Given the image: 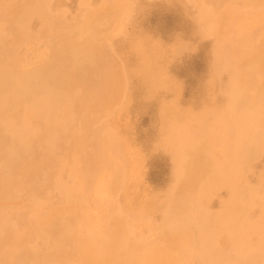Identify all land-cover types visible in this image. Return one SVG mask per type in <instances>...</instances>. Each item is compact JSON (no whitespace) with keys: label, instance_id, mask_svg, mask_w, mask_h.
<instances>
[{"label":"rangeland","instance_id":"rangeland-1","mask_svg":"<svg viewBox=\"0 0 264 264\" xmlns=\"http://www.w3.org/2000/svg\"><path fill=\"white\" fill-rule=\"evenodd\" d=\"M0 36V71L19 77L4 88L0 125L28 115L38 133L20 146L0 126V264H81L102 250L119 263L145 248L153 264H264V0H0ZM7 143L22 152L13 164Z\"/></svg>","mask_w":264,"mask_h":264},{"label":"bare ground","instance_id":"bare-ground-1","mask_svg":"<svg viewBox=\"0 0 264 264\" xmlns=\"http://www.w3.org/2000/svg\"><path fill=\"white\" fill-rule=\"evenodd\" d=\"M120 1H121V0H120ZM113 2H114V1H113ZM113 2H112V3H113ZM43 3H44V2H43ZM103 3H104V2H103ZM112 3H111V4H112ZM124 3H125V2H124ZM116 4H117V3H116ZM116 4H115V5H116ZM108 6H109V5H108ZM124 6H125V5H124ZM117 7H118V6H117ZM117 7H116V8H117ZM205 8H206V7H205ZM104 9H105V8H104ZM206 9H207V8H206ZM249 9H250V8H249ZM106 11H107V10H106ZM229 11H230V10H229ZM26 12H27V11H26ZM26 12H25V13H26ZM28 12H30V10H29ZM34 12H35V11H34ZM123 12H124V11H123ZM36 13H37V12H36ZM208 13H209V12H208ZM230 13H231V12H230ZM237 13H238V12H237ZM241 13H242V12H241ZM98 14H99V13H98ZM209 14H210V13H209ZM231 14H232V13H231ZM235 14H236V13H235ZM239 14H240V13H239ZM33 15H34V13H33ZM38 15H39V14H38ZM102 15H103V13L101 14V16H102ZM105 15H106V14H105ZM210 15H211V14H210ZM242 15H243V14H242ZM34 16H35V15H34ZM233 16H234V14H232V17H233ZM237 16H238V15H237ZM20 17H21V16H20ZM30 17H31V16H30ZM245 17H246V16H245ZM245 17H244V18H245ZM98 18H99V17H98ZM235 18H236V17H235ZM242 18H243V17H242ZM242 18H239V19H238L239 22H240V21L243 22V20H240V19H242ZM42 19H43V18H42ZM95 19H96V18H95ZM231 19H232V18H231ZM236 19H237V18H236ZM47 20H48V19H47ZM233 20H234V18H233ZM92 21H94V20H92ZM95 21H96V20H95ZM117 21H118V20H117ZM229 21H230V20H229ZM234 21H235V20H234ZM242 22H240V23L242 24ZM118 23H119V22H118ZM231 23H232V22H231ZM237 24H238V23H237ZM242 25H243V24H242ZM2 26H3V25H2ZM239 26H240V25H239ZM93 27H94V26H93ZM25 32H26V31H25ZM18 33H19V32H18ZM45 34H46V33H45ZM27 35H28V32H27ZM0 37H1V36H0ZM92 37H93V35H92ZM21 38H22V37H21ZM24 38H25V37H24ZM216 39H217V38H216ZM218 39H219V38H218ZM218 39H217V41H218ZM223 39H225V38H223ZM22 40H24V39H22ZM219 40H220V39H219ZM88 41H89V40H88ZM25 42H26V41H25ZM235 43H236V42H234V45H235ZM237 43H238V42H237ZM237 43H236V44H237ZM83 44H84V43H83ZM18 45H19V44H18ZM216 45H217V44H216ZM220 45H221V41H220ZM239 45H241V43H240V44H237V46H239ZM58 46H59V45H58ZM230 46H231V45H230ZM248 46H250V45H248ZM230 48H231V47H230ZM239 48H240V47H239ZM8 49H9V48H8ZM233 49H234V48H233ZM5 50H6V49H5ZM250 50H251V49H250ZM242 51H243V50H242ZM7 52H10V51H7V50H6V53H7ZM220 52H221V50H220ZM245 52H246V51H245ZM249 52H250V51H249ZM251 52H252V51H251ZM14 53H15V52L13 51L12 56L14 55ZM221 53H222V52H221ZM224 53H225V52H224ZM231 53H233V52H231ZM2 54H3V53H2ZM250 54H251V53H250ZM250 54H249V55H250ZM3 55H4V54H3ZM225 55H226V54H225ZM230 55H231V54H230ZM15 56H16V55H15ZM219 56H220V55H219ZM223 56H224V54H223ZM3 57H4V56H3ZM18 57H19V56H18ZM238 57H239V56H238ZM13 58H14V57H13ZM13 58H12V59H13ZM220 58H221V57H220ZM258 58H259V57H258ZM9 59H10V58H9ZM16 59H17V58H16ZM226 59H227V58H226ZM230 59L232 60V58H230ZM19 60H20V59H19ZM19 60H18V61H19ZM221 60H223V57H222ZM231 60H230V61H231ZM20 61H21V60H20ZM220 62H221V61H220ZM223 62H224V61H222V63H223ZM226 62H227V61H226ZM226 62H225V63H226ZM2 63H3V62H2ZM7 63H8V62H7ZM14 63H15V62H14ZM222 63H221V64H222ZM228 63H229V62H228ZM230 63H233V62H230ZM21 64H22V62H21ZM21 64H20V65H21ZM233 64H234V63H233ZM235 64H236V63H235ZM0 65H1V64H0ZM24 65H25V64H24ZM8 66H9V65H8ZM8 66H7V68H8ZM231 66L233 67V65H231ZM4 67H5V66H4ZM35 67H36V66H35ZM234 67L236 68V66H234ZM244 67H245V66H244ZM5 68H6V67H5ZM5 68H4V69H5ZM21 68H22V67H21ZM226 68H227V66H226ZM235 68H234V71H235ZM247 68H248V67H247ZM247 68H246V69H247ZM229 69H230V68H229ZM256 69H257V68H256ZM263 69H264V68H263ZM12 70H13V69H12ZM37 70H38V69H37ZM230 70H231V69H230ZM247 70H248V69H247ZM27 71H28V70H27ZM30 71H31V70H30ZM30 71H29V72H30ZM38 71H39V70H38ZM38 71H37V72H38ZM34 72H35V71H34ZM229 72H230V71H229ZM262 72H264V71H262ZM9 73H10V72H9ZM235 73H236V71H235ZM238 73H239V72H238ZM238 73H237V74H238ZM237 74H236V75H237ZM232 75L234 76L235 74H232ZM236 75H235L234 78H233V76H231L232 79L230 78V83H229V85H228V86H229L228 95L230 96V100H231L230 104H232V105H231L232 107H231L230 105H227V106H228V108H232V110L234 109V108H233V103L235 104V102H236V100H237L236 97H238L239 93L242 92V91L239 92V91L237 90V87H238V86H237V80H236V78H238V77H236ZM262 75H263V74H262ZM14 76H15V75H13V74L5 75V74H3V73L0 71V99L2 98V96H4L5 94H7V93H4V90H5L4 88H5V86H6L7 84H10V83H9L10 81H13V80H14V82L16 81V83L19 82V81H18V78H19V77L17 76L18 78H16V77H14ZM251 76H252V75H251ZM260 76H261V75H260ZM25 78H26V75H25ZM256 78H257V76H256ZM258 78H259V77H258ZM45 80H46V79H45ZM258 81H259V80H258ZM260 82H261V80H260ZM262 82H263V81H262ZM32 83H33V82H32ZM33 84H34V83H33ZM243 84H244V83H243ZM248 85H249V84H248ZM253 85L255 86V84H253ZM262 86H263V85H262ZM242 87H243V86H242ZM263 87H264V86H263ZM245 88H246V87H245ZM252 88H253V87H252ZM258 88H259V87H258ZM11 89H12V88H11ZM256 89H257V88H256ZM256 89H255V90H256ZM24 90H25V88H24ZM263 90H264V89H263ZM248 91H250V90H248ZM7 92H8V91H7ZM224 94H225V93H224ZM10 95H11V94H10ZM44 95H45V94H44ZM244 95H245V93H244ZM261 95H263V94L261 93ZM249 96H250V95H249ZM251 96H252V95H251ZM22 97H23V95H22ZM44 97H45V96H44ZM44 97H39V99H41V100H40V101L37 100V102L35 103V105H33V106H35V109H34V107L31 108V111H33L32 109H34V110L37 111V115H38L37 118H38L40 115L44 117V114H43V113H44L45 111H48L49 108H50V103L46 100V99H48V97H45V98H44ZM36 98H37V97H36ZM36 98H35V99H36ZM42 98H43V99H42ZM238 98H239V97H238ZM248 98H249V97H248ZM251 98H252V97H251ZM9 99H10V98H9ZM20 99H21V98H20ZM37 99H38V98H37ZM230 100H229V101H230ZM33 101H34V100H33ZM229 101H228V102H229ZM255 101H256V100H255ZM21 102H22V101H21ZM249 102H253V100H251V101H249ZM249 102H248V103H249ZM29 103H31V102L29 101ZM255 103H257V102H255ZM1 104H3V103L1 102ZM1 104H0V107H1ZM33 104H34V103H33ZM65 105H66V103H65ZM263 106H264V105H263ZM30 107H31V106H30ZM223 107H224V106H223ZM258 107H259V106H258ZM28 108H29V106H28ZM59 108H60V107H59ZM67 108H68V107H67ZM7 109H8V108H7ZM25 109H26V108H25ZM60 109H62V108H60ZM21 110H22V109H21ZM64 110H65V109H64ZM64 110H63V111H64ZM229 110H230V109H229ZM243 110H244V109H243ZM27 111H28V110H27ZM246 111H247V110H246ZM3 112H4V111H3ZM21 112L23 113V111H21ZM25 112H26V111H25ZM29 112H30V111H29ZM240 112H241V111H240ZM45 113H46V112H45ZM233 113H234V111H233ZM253 113H254V112H253ZM256 113H257V112H256ZM29 114L32 115L33 113H29ZM35 114H36V113H35ZM239 114H240V113H239ZM259 114H260V112H259ZM263 115H264V114H263ZM65 116H66V115H65ZM258 116H259V115H258ZM1 117H2V116H1ZM18 117H19V116H18ZM24 117H25V115H24ZM26 117L28 118V115H26ZM26 117L23 118V119L21 120V123H20V124L18 123L19 125L13 124L12 122H9V121H8V122H3V123L1 124L2 126L0 125V126L2 127V129H4V130L6 129V130L8 131V132L5 131L6 133H8V135L11 134L12 139H13L12 141L17 140V141L19 142V145H20L21 143H22V144L25 143L24 140L28 138V133H29V130H30V129H28V127L30 126V125L28 126V123H29L31 120L28 122L29 119H27ZM34 117H35V116H34ZM43 117H42V118H43ZM245 117H246V119H247V116H245ZM62 118H63V117H62ZM66 118H67V117H66ZM240 118H241V116H240ZM5 119H6V118H5ZM20 119H21V117H20ZM38 119H39V118H38ZM40 119H41V118H40ZM59 119H60V118H59ZM2 120L4 121V119H2ZM43 120H44V119H43ZM43 120H41V121H43ZM50 120H51V119H50ZM50 120H49V121H50ZM248 121H251V119H249ZM252 121H253V120H252ZM261 121H262V120H261ZM1 122H2V121H1ZM36 122H37V121H36ZM36 122H35V123H36ZM53 122H54V121H53ZM241 122H242V121H241ZM45 123H46V122H45ZM248 123H249V122H248ZM244 124H245V123H244ZM244 124H243V125H244ZM250 124H251V123H250ZM252 124H253V125H256V124L253 123V122H252ZM15 125H16V126H15ZM60 125H62V121H60ZM239 125H240V124H239ZM262 125L264 126V122H263ZM45 126H46V125H45ZM245 126H246V125H245ZM1 127H0V129H1ZM31 127H33V126H30V128H31ZM39 127H40V126H39ZM43 127H44V126H43ZM56 127H57V126H56ZM220 127H221V126H220ZM246 127H247V126H246ZM34 128H35V126H34ZM45 128H47V127H45ZM248 128H250V127L248 126ZM251 128H252V126H251ZM48 129L50 130V133L52 132L53 137H52V135H50V134H49L50 136H48V133H47V132H48L49 130H48L47 132H46L45 130H43V131H44L45 134H47L48 139L50 138V139H52V141H54L55 134L53 133L54 131H52V130H53V129L55 130V128L52 129V127H51L52 130H51L50 128H48ZM254 129H255V128H254ZM4 130H2V132H3ZM38 130H39V129H38ZM46 130H47V129H46ZM60 130H62V129H60ZM257 130H259V129H257ZM30 131H31V130H30ZM35 131H36V128H35ZM35 131H34V135H37L38 133L35 134ZM236 131H237V130H236ZM238 131H239V130H238ZM0 132H1V131H0ZM38 132H39V131H38ZM59 132H62V131H59ZM211 132H212V131H211ZM254 132H255V131H254ZM254 132H253V133H254ZM257 132L259 133L260 131H257ZM44 133H43V134H44ZM1 134H3V133H0V135H1ZM31 134H32V133H29V135H31ZM40 134L42 135V131H41ZM57 134H58V133H57ZM239 134H240V133H239ZM261 134L264 135L263 133H261ZM261 134H260V135H261ZM32 135H33V134H32ZM32 135H31V138H32ZM34 135H33V136H34ZM58 135H59V134H58ZM253 135H254V134H253ZM6 136H7V135H6ZM6 136H5V138H6ZM43 136H46V135H43ZM258 136H259V135H258ZM2 137H4V136H2ZM9 137H10V136H9ZM29 137H30V136H29ZM39 137H40V136H39ZM247 137H248V136H247ZM31 138H30V141H31ZM42 138H44V137H42ZM42 138H41V140H42ZM57 138H58V136H57ZM257 138H258V137H257ZM261 138L263 139V136H262ZM261 138H260V139H261ZM37 139H39V138H37ZM1 140H2L1 143L3 144V140H4V138H3V139L1 138ZM1 140H0V141H1ZM28 140H29V139H28ZM28 140H26V141H28ZM32 140H33V139H32ZM35 140H36V137H35ZM56 140H57V139H56ZM164 140H165V139H164ZM252 140H253V139H252ZM39 141H40V140H39ZM39 141H38V142H39ZM239 141H240V140H239ZM256 141H258V140H256ZM8 142H10V141H9V138H8ZM261 142H262V141H261ZM261 142L259 141V143H261ZM16 143H17V142H16ZM16 143H15V144H16ZM26 143H27V145H28V144L31 143V142L28 141V142H26ZM26 143H25V144H26ZM52 143H53V142H52ZM52 143H51V141H50V144H51V145H52ZM244 143H245V142H244ZM247 143H248V142H247ZM259 143H258V144H259ZM262 143H263V142H262ZM2 144H0V145H2ZM11 144H12V143H11ZM11 144L7 143V145H5V149H4L3 146H2V149H4V151H8V150H6V148H7L8 145H11ZM15 144H13V145H15ZM25 144H23V145H25ZM239 144H240V143H239ZM3 145H4V144H3ZM16 145L18 146V143H17ZM191 145H192V144H191ZM242 145H243V144H242ZM249 145H250V144H249ZM20 146H21V145H20ZM52 146H53V145H52ZM240 146H241V145H240ZM12 147H13V146H11V149L14 150ZM18 147H19V146H18ZM22 147H25V146H22ZM22 147H19V148L21 149ZM27 147H28V146H27ZM27 147H26V148H27ZM33 147H34V146H33ZM165 147H166V146H165ZM190 147H191V146H190ZM194 147H195V146H194ZM197 147H198V146H197ZM259 147H260V145H259ZM261 147H262V146H261ZM0 148H1V147H0ZM9 148H10V146H8L7 149H9ZM14 148H17V147L14 146ZM19 148H18V149H19ZM26 148H25V149H26ZM50 148H51V147H50ZM219 148H220V147H219ZM11 149H9V150H10L12 156H10V152H9V157H12L13 159L11 158L12 161H11V160H9V161H11V163H12L13 160H14V162H15V159H14L15 157H13V155H15V154H13L14 152L11 151ZM18 149H15V151L17 150V151L15 152V153H17V154L15 155L16 157H17V155H18ZM20 149H19V153L22 151V149H21V151H20ZM28 149H29V147H28ZM195 149H196V147H195ZM236 149H237V148H236ZM236 149H234V150H236ZM244 149H245V148H244ZM26 150H27V149H26ZM26 150L23 149V153H29V152H26ZM29 150L31 151V149H29ZM29 150H28V151H29ZM48 150H49V149H48ZM111 150H113V149H111ZM24 151H25V152H24ZM105 151H106V150H105ZM114 151H115V150H114ZM114 151H113V153H114ZM186 151H187V150H186ZM192 151H193V150H192ZM12 152H13V153H12ZM102 152H104V151H102ZM231 152H233L232 154L235 155V152H234L233 150H232ZM1 153H2V151H1ZM7 153H8V152H5V154H7ZM104 153H105V152H104ZM104 153H103V154H104ZM242 153H243V152H242ZM242 153H240V154H242ZM2 154H3V153H2ZM5 154H4V155H5ZM21 154H22V152H21ZM21 154H19V155L21 156ZM103 154H102V155H103ZM122 154H123V153H122ZM238 154H239V153H238ZM244 154H245V153H244ZM244 154H243V155H244ZM250 155H251V154H250ZM253 155H254V154H253ZM5 156H6V155H5ZM5 156H4L3 162L6 161V158H8V156H6V158H5ZM109 156H110V154L108 155V158H107V156H106V158H107L108 160L111 159ZM239 156H240V155H239ZM239 156L236 155L235 157H238V160H239V158L241 159L242 155H241V157H239ZM255 156H257V154H256ZM255 156H254V157H255ZM103 158H105V157H103ZM118 158H119V157H118ZM198 158H199V157H198ZM8 159H10V158H8ZM8 159H7V160H8ZM17 159H19V156H18ZM101 159H102V158H101ZM113 159H114V158H113ZM116 159H117V158H116ZM182 159H183V158H182ZM182 159H181V160H182ZM185 159H186V158H185ZM213 159H214V158H213ZM231 159H232V158H231ZM65 160H66V159H65ZM111 160H112V159H111ZM72 161H73V160H72ZM105 161H106V159H105ZM183 161L186 162V160H184V159H183ZM187 161H188V160H187ZM228 161H229V160H228ZM232 161L235 162L236 160L234 159V160H232ZM247 161H248V160H247ZM63 162H64V161H63ZM73 162H74V161H73ZM106 162H107V161H106ZM234 162H233V163H234ZM237 162H238V161H237ZM7 163H9V162H7ZM238 163H239V162H238ZM12 164H13V163H12ZM62 164H63V163H62ZM108 164H109V162H108ZM108 164H107V165H108ZM240 164H241V163H240ZM244 164H245V163H244ZM7 165H8V164H7ZM9 165H10V167H11V164H10V163H9ZM115 165H116V164H115ZM175 165H176V164H175ZM72 166H73V165H72ZM78 166H79V165H78ZM103 166L106 167V164L103 165ZM235 166H237V165L235 164ZM8 167H9V166H8ZM8 167L6 166V168H8ZM10 167H9L8 169H10ZM99 167L101 168L100 165H99ZM122 167H123V166H122ZM172 167H173V166H172ZM239 167H240V166H239ZM239 167H238V168H239ZM108 168H109V167H108ZM108 168H107V169H108ZM110 168H111V167H110ZM112 168H113V167H112ZM232 168H233V167H232ZM236 168H237V167H236ZM238 168H237V169H238ZM57 169H58V168H57ZM101 169H102V168H101ZM105 169H106V168H105ZM175 169H176V168H175ZM219 169H220V168H219ZM62 170H63V169H62ZM118 170H119V169H118ZM181 170H182V169H181ZM234 170H235V169H234ZM241 170H242V168H240V171H241ZM99 171H100V169H99ZM112 171H113V170H112ZM114 171H115V168H114ZM123 171H124V170H123ZM123 171H122V174L124 173ZM232 171H233V170H232ZM58 172H59V171H58ZM117 172H118V171H117ZM119 172H120V171H119ZM176 172H177V171H176ZM192 172H193V171H192ZM246 172H247V171H246ZM178 173H179V172H178ZM183 173H184V171H183ZM185 173H186V172H185ZM188 173H189V172H188ZM82 174H83V173H82ZM99 174H100V173H99ZM122 174L118 173L117 176H116V179H119V175H122ZM179 174H180V173H179ZM193 174L195 175V173H193ZM234 174H235V173H234ZM56 175H57V174H56ZM56 175H55V176H56ZM96 175H98V173H97ZM82 176H83V175H82ZM122 176H123V175H122ZM187 176H188V175H187ZM195 176H196V175H195ZM218 176H219V175H218ZM56 177H57V176H56ZM108 177H109V176H108ZM175 177H176V176H175ZM190 177H191V176H189V178H190ZM233 177H234V176H233ZM59 178H60V177H59ZM99 178H100V176H99ZM110 178H111V177H110ZM121 178H124V177H121ZM121 178H120V180H121ZM187 178H188V177H187ZM71 179H72V178H71ZM82 179H83V178H82ZM104 179H105V178H104ZM178 179H179V178H178ZM191 179H192V178H191ZM234 179H236V176H235ZM96 180H98V178H97ZM72 181H73V180H72ZM115 181H116V180H115ZM115 181H114V182H115ZM177 181H178V180H177ZM237 181H238V180H237ZM97 182H98V181H97ZM99 182H100V181H99ZM110 182H111V180H110ZM120 182H121V181H120ZM122 182H123V179H122ZM3 183H4V181H3ZM91 183H92V182H91ZM100 183H101V182H100ZM108 183H109V182H108ZM191 183H192V182H191ZM238 183H239V182H238ZM64 184H65V183H64ZM106 184H107V183H106ZM106 184H105V185H106ZM110 184H111V183H110ZM114 184H115V183H114ZM119 184H120V183H119ZM192 184H193V183H192ZM241 184H242V182H241ZM241 184H240V185H241ZM59 185H60V183H59ZM84 185H85V184H84ZM94 185H95V183H94ZM96 185H97V184H96ZM189 185L191 186L190 183H189ZM74 186H75V185H73V187H74ZM87 186H88V185H87ZM92 186H93V185H92ZM241 186H242V185H241ZM100 187H101V184H100ZM106 187H107V186H106ZM191 187H192V186H191ZM198 187H199V186H198ZM71 188H72V187H71ZM189 188H190V187H189ZM244 188H245V187H244ZM246 188H248V187H246ZM97 189H98V185H97ZM101 189H102V188H101ZM110 189H111V188H110ZM117 189H118V188H117ZM185 189H186V187H185ZM198 189H199V188H198ZM187 190H188V188H187ZM190 190H191V189H190ZM192 190H193V188H192ZM245 190H246V189H245ZM46 191H47V190H46ZM105 191H107L106 188H105ZM108 191H109V190H108ZM229 191H230V190H229ZM250 191H251V190H250ZM250 191H248V192H250ZM66 192H67V191H66ZM70 192H71V191H70ZM70 192H69V193H70ZM199 192H200V191H199ZM107 193H108V192H107ZM230 193H231V192H230ZM65 194H66V193H65ZM186 194H187V193H186ZM199 194H200V193H199ZM250 194L252 195V193H250ZM196 195H197V194H196ZM247 195H248V194H247ZM112 196H113V195H112ZM181 196H182V195H181ZM183 196H184V195H183ZM232 196H233V195H232ZM248 196H249V195H248ZM248 196H247V197H248ZM71 197H72V196H71ZM71 197H70V198H71ZM34 199H35V201H36V198H34ZM258 199H259V198H258ZM32 200H33V199H32ZM245 200H246V199H245ZM245 200H244V202H245ZM259 200H260V199H259ZM35 201H34V202H35ZM182 201H184V200L182 199ZM185 201H186V200H185ZM234 201H235V200H234ZM248 201H249V200H247V202H246V203H249V206H247V208H248V207H251V204H252V203L250 204V202H248ZM257 201H258V200H257ZM251 202H252V201H251ZM254 202H255V200H254ZM254 202H253V203H254ZM37 203H38V201H37ZM168 203H170V201H169ZM191 203H192V202H190V204H191ZM262 203H264V202H262ZM190 204H189V205H190ZM244 204H245V203H244ZM244 204H242V205H243L244 207H246ZM255 204H256V203H254L253 206H254ZM34 205H36V204L34 203ZM246 205H248V204H246ZM261 205L263 206V204H260V207H262ZM232 206H233V205H232ZM240 206H241V205H240ZM32 207H33V206H32ZM36 207H37V206H36ZM68 207H69V206H68ZM165 207H166V206H165ZM168 207L170 208V204H169ZM174 207H175V206H174ZM33 208H34V207H33ZM169 208H168V209H169ZM182 208H183V207H182ZM194 208H195V207H194ZM225 208H226V206H225ZM38 209H39V208H38ZM118 209H119V208H118ZM170 209H172V208H170ZM198 209H199V208H198ZM226 209H228V208H226ZM243 209H244V213H243V214H246L247 211H245V208H243ZM243 209H242V210H243ZM250 209H251V208H250ZM250 209L248 208V209H246V210H250ZM70 210H71V209H70ZM70 210H69V211H70ZM185 210H186V209H185ZM187 210L190 211L189 209H187ZM230 210H231V209H230ZM240 210H241V208H240ZM242 210H241V212H243ZM262 210L264 211V206H263V209L261 208V212H262ZM58 211H59V210H58ZM60 211H61V210H60ZM60 211H59V212H60ZM191 211H192V210H191ZM199 211H200V210H199ZM233 211H234V210H233ZM112 212H113V211H112ZM118 212H119V211H118ZM200 212H201V211H200ZM224 212H225V209H224ZM228 212H229V211H228ZM234 212H235V211H234ZM259 212H260V211H259ZM30 213H31V212H30ZM60 213H62V212H60ZM69 213H70V212H69ZM72 213H73V212H71V214H72ZM119 213H120V212H119ZM163 213H164V212H163ZM186 213H187V212H186ZM186 213H185V215H186ZM192 213H194V212H192ZM201 213L204 214L203 212H201ZM236 213H237V215H239L238 212H236ZM28 214H29V213H28ZM32 214H34V213H32ZM57 214H59V213H55L56 216H58ZM166 214H167V213H166ZM166 214H165V215H166ZM168 214H169V212H168ZM180 214H181V213H180ZM180 214H179V215H180ZM183 214H184V213H183ZM187 214H188V213H187ZM195 214H197V213H195ZM206 214H207V213H205L204 215H206ZM240 214H241V217H242V213H240ZM259 214H260V213H259ZM34 215H35V214H34ZM51 215H52V214H51ZM68 215H69V214H68ZM74 215H75V213H74ZM188 215H189V214H188ZM190 215H192V214H190ZM190 215H189V216H190ZM197 215H199V214H197ZM208 215H210V214H208ZM231 215L234 216V214H231ZM70 216H71V215H70ZM70 216H69V217H70ZM75 216H77V215H75ZM107 216H108V215H107ZM167 216H168V215H167ZM183 216H184V215H183ZM206 216H207V215H206ZM246 216L249 217L250 215L247 214ZM259 216H260V215H259ZM32 217H33V216H32ZM48 217H49V216H48ZM69 217H68V218H69ZM77 217H78V216H77ZM178 217H179V216H177V218H178ZM190 217H191V216H190ZM199 217H200V216H198L197 218H199ZM53 218H54V217H53ZM53 218H52V219H53ZM58 218H59V217H58ZM65 218H66V217H65ZM71 218H72V217H71ZM71 218H69V220H70ZM73 218H74V216H73ZM80 218H81V217H80ZM80 218H79V219H80ZM105 218H106V217H105ZM177 218H176L175 220H177ZM186 218H187V217H186ZM195 218H196V217H194V219H195ZM197 218H196V220H197ZM77 219H78V218H77ZM188 219H189V218H188ZM192 219H193V218H192ZM194 219H193V220H194ZM213 219H214V218H213ZM227 219L229 220V218H227ZM246 219H247V218H246ZM249 219H250V218H249ZM249 219H248V221H249ZM252 219H254V217H253ZM48 220L51 221L49 218H48ZM105 220H106V219H105ZM133 220H134V219H133ZM167 220H168V219H167ZM175 220H174V221H175ZM196 220H194V221H196ZM222 220H223V219H222ZM222 220H221V221H222ZM240 220H241V219H240ZM250 220H251V219H250ZM257 220H258V218H257ZM11 221H12V220H11ZM83 221H84V220H83ZM171 221H173V219H172ZM174 221H173V222H174ZM180 221H181V220H180ZM191 221H192V220H191ZM200 221H202V219H201ZM221 221H218V222H221ZM243 221L246 222L244 218H243ZM248 221H247V225L249 226L250 224H248ZM251 221H252V220H251ZM254 221H256V220H254ZM259 221H260V220H259ZM261 221H262V220H261ZM12 222H13V221H12ZM46 222H47V221H46ZM74 222H76V221H74ZM78 222H80V221H78ZM176 222H177V221H175V225H177ZM206 222H207V221H206ZM228 222H229V221H228ZM230 222H231V219H230ZM238 222H239V221H238ZM256 222H257V221H256ZM263 222H264V219H263L262 223H263ZM64 223H65V222H64ZM72 223H73V222H72ZM137 223H138V222H137ZM139 223H140V220H139ZM179 223H180V222H179ZM199 223H200V222H199ZM221 223H222V222H221ZM259 223H261V222H259ZM47 224H48V222H47ZM76 224H77V222H76ZM173 224H174V223H173ZM173 224L170 225V222H169L168 225L172 226ZM213 224H214V222H213ZM257 224H258V222H257ZM263 224H264V223H263ZM68 225H69V224H68ZM79 225H80V224H79ZM89 225H90V224H89ZM89 225H88V226H89ZM162 225H163V224H162ZM192 225H193V222H192ZM198 225H199V224H198ZM208 225H209V224H208ZM227 225H228V223H227ZM245 225H246V224H245ZM260 225H261V224H260ZM70 226H71V225H70ZM76 226H77V225H76ZM86 226H87V224H86ZM116 226H117V225H116ZM119 226H120V225H119ZM178 226H179V225H178ZM181 226L183 227V225H181ZM184 226H185V225H184ZM201 226H202V225H201ZM201 226H200V227H201ZM215 226H216V225H215ZM229 226H230V225H229ZM229 226H228V228H229ZM261 226H264V225H261ZM63 227H64V226H63ZM117 227H118V226H117ZM123 227H124V226H123ZM129 227H131V226H129ZM166 227H167V226H166ZM176 227H177V226H176ZM219 227H220V226H219ZM66 228H67V227H66ZM83 228H84V227H83ZM134 228H135V227H134ZM160 228H161V227H160ZM167 228H168V227H167ZM172 228L176 229L175 227H172ZM206 228H207V227H206ZM210 228H211V226H210ZM222 228H223V227H222ZM225 228H226V227H225ZM230 228H231V227H230ZM254 228H256V227H254ZM257 228H258V227H257ZM259 228H260V227H259ZM259 228H258V229H259ZM86 229H87V228H86ZM89 229H90V227H89ZM132 229H133V228H132ZM168 229H169V228H168ZM168 229H167V230H168ZM189 229H190V228H189ZM198 229H199V228H198ZM242 229H243V228H242ZM248 229H249V228H248ZM258 229H257V230H258ZM72 230H73V229H72ZM72 230H71V231H72ZM199 230H200V229H199ZM213 230H214V229H213ZM220 230H221V228H220ZM222 230H223V229H222ZM229 230H230V229H229ZM229 230H228V231H229ZM252 230H253V229H252ZM254 230H255V229H254ZM261 230H262V229H261ZM76 231H78V228H77ZM76 231H75V232H76ZM81 231H83V230H81ZM84 231H86V230H84ZM101 231H102V230H101ZM128 231H129V230H128ZM130 231H132L131 228H130ZM169 231H171V229H169ZM175 231H176V230H175ZM207 231H208V229H207ZM214 231H216V230H214ZM214 231H213V232H214ZM245 231H247V230H245ZM245 231L242 230L241 232H245ZM64 232H67V231H64ZM89 232H91V231H89ZM94 232H95V231H94ZM99 232H100V231H99ZM106 232H107V231H106ZM209 232H210V231H209ZM221 232H222V231H221ZM250 232H251V231H250ZM250 232H249V233H250ZM69 233H70V232H69ZM71 233H72V232H71ZM71 233H70V234H71ZM77 233H79V232H77ZM81 233H83V232H81ZM85 233H86V232H85ZM92 233H93V232H92ZM139 233H140V232H139ZM152 233H154V232H152ZM176 233H177V231H176ZM191 233H192V232H191ZM197 233H198V231H197ZM203 233H204V232H203ZM215 233H216V232H215ZM215 233H214V234H215ZM219 233H220V232H219ZM226 233H227V232H226ZM226 233H225V234H226ZM251 233H254V231L251 232ZM255 233H256V231H255ZM65 234H67V233H65ZM70 234H69V235H70ZM93 234L95 235V233H93ZM98 234H99V233H98ZM109 234H110V233H109ZM132 234H133V233H132ZM158 234H159V233H158ZM171 234H172V233H171ZM174 234H175V233H174ZM214 234H213V235H214ZM216 234H217V233H216ZM257 234H258V233H257ZM257 234H256V235H257ZM260 234H261V232H260ZM260 234H259L258 236H260ZM81 235H83V234H81ZM89 235H90V234H89ZM89 235H86V237L89 236ZM100 235H101V232H100ZM121 235H122V233H121ZM124 235H125V234H124ZM150 235H151V234H150ZM192 235H193V234H192ZM198 235H200V233H198ZM198 235H196V236H198ZM201 235H202V233H201ZM220 235H221V234H220ZM237 235H238V234H237ZM250 235H251V234H250ZM252 235H253V234H252ZM51 236H52V235H51ZM58 236H59V235H58ZM58 236H57V237H58ZM63 236H64V234H63ZM78 236H79V235H78ZM83 236H84V235H83ZM90 236H92V235H90ZM95 236H96V235H95ZM97 236H99V235H97ZM101 236H102V235H101ZM101 236H100V237H101ZM108 236H110V235H108ZM108 236H106V237L108 238ZM148 236H149V235H148ZM151 236H152V235H151ZM161 236H162V235H161ZM190 236H191V235H190ZM193 236H194V235H193ZM193 236H191V238H193ZM203 236H205V235H203ZM243 236H244V235H243ZM245 236H246V235H245ZM245 236H244V238L246 239ZM247 236H248V235H247ZM64 237H65V236H64ZM86 237H85V238H86ZM106 237H105V238H106ZM125 237H126V236H125ZM133 237H134V236H133ZM138 237H139V236H138ZM157 237H158V236H157ZM188 237H189V235H188ZM199 237H200V236H199ZM207 237H211V236L209 235V236H207ZM249 237H250V236H249ZM249 237H248V238H249ZM260 237L262 238V235H261ZM52 238H53V237H52ZM58 238H59V237H58ZM60 238H63V237H60ZM101 238H102V237H101ZM110 238H111V237H110ZM116 238H117V237H116ZM121 238H122V237H121ZM140 238H143V237H140ZM149 238H150V237H149ZM200 238H202V237H200ZM229 238H230V237H229ZM237 238L240 240L239 236H238ZM94 239H96V238H94ZM126 239H127V238H126ZM136 239H137V237H136ZM150 239H151V238H150ZM157 239H158V238H157ZM179 239H180V238H179ZM193 239H194V238H193ZM216 239H218V238H216ZM231 239H232V238H231ZM259 239H260V238H259ZM63 240H64V239H63ZM88 240H89V239H88ZM116 240H117V239H116ZM119 240H120V239H119ZM139 240H140V239H139ZM202 240H203V239H202ZM263 240H264V239H263ZM263 240L260 239L259 241H261V243H262ZM56 241L58 242V240H56ZM89 241H90V240H89ZM94 241H95V240H93L92 243H93ZM99 241L101 242L100 239H99ZM102 241H104V239H103ZM106 241H107V240H106ZM111 241H112V240H111ZM123 241H124V240H123ZM128 241H129V239H128ZM140 241H141V240H140ZM142 241H143V240H142ZM148 241H149V240H148ZM178 241H179V240H178ZM221 241H222V240H221ZM233 241H234V240H233ZM257 241H258V238H257ZM257 241H256V242H257ZM90 242H91V241H90ZM138 242H139V241H138ZM156 242H157V241H156ZM184 242H186V241H184ZM207 242H208V240H206V243H207ZM228 242H229V241H228ZM256 242H255V243H256ZM54 243H55V242H54ZM95 243H96V242H95ZM95 243H94V246H95ZM104 243H106V242H104ZM108 243H109V242H108ZM120 243H122V242H120ZM125 243H126V242H125ZM127 243H128V242H127ZM142 243H143V242H142ZM142 243H141V244H142ZM153 243H154V242H153ZM191 243H192V242H191ZM241 243H242V242H241ZM259 243H260V242H259ZM263 243H264V242H263ZM85 244H86V243H85ZM85 244H84V245H85ZM89 244H90V243H89ZM96 244H97V243H96ZM98 244H99V243H98ZM98 244H97V245H98ZM132 244H133V243H132ZM148 244H149V243H148ZM216 244H217V243H216ZM242 244H244V243H242ZM242 244H241V245H242ZM87 245H88V244H87ZM87 245H85V246H87ZM97 245H96V246H97ZM107 245H108V244H107ZM120 245H121V244H120ZM122 245H124V244H122ZM152 245H153V244H152ZM162 245H163V244H162ZM184 245H185V244H184ZM194 245H195V244H194ZM246 245L250 246L251 244L249 245V244H248V241H247ZM254 245H255V244H254ZM70 246H71V245H70ZM77 246H78V245H77ZM92 246H93V245H92ZM99 246H100V245H99ZM104 246H106V245L104 244ZM117 246H118V245H117ZM117 246H116V247H117ZM263 246H264V245H262V247H263ZM30 247H31V246H30ZM52 247H53V246H52ZM119 247H120V246H119ZM126 247H128V246L125 245L124 248H126ZM154 247H155V246H154ZM162 247H163V246H162ZM170 247H171V246H170ZM245 247H246V246H244V248H245ZM259 247H261V246H259ZM259 247H258V248H259ZM28 248H29V247H28ZM67 248H68V247H67ZM117 248H118V247H117ZM121 248H122V247H121ZM121 248H119V250H120ZM135 248H136V246H135ZM137 248H138V247H137ZM142 248H143V247H142ZM194 248H196V247H194ZM199 248H200V247H199ZM240 248H241V247H240ZM251 248H253V247H251ZM263 248H264V247H263ZM29 249H30V248H29ZM87 249H88V248H87ZM93 249H94V248H93ZM122 249H123V248H122ZM127 249H128V248H127ZM127 249H126V250H127ZM139 249H140V248H139ZM164 249H166V248H164ZM203 249H204V253L206 252V253L210 254L211 247H210L209 245L206 244L205 247H203ZM238 249H239V248H238ZM33 250H35V249H33ZM83 250H84V249H83ZM161 250H162V249H161ZM173 250H174V249H173ZM201 250H202V249H201ZM243 250H247V249H243ZM249 250H250V249H249ZM73 251H74V250H73ZM96 251H97V250H96ZM98 251H99V249H98ZM102 251H103V250H102ZM102 251H100V253L97 252V253H99V254H98V255H95V256H94V255H91L92 253L89 254V255L87 254L86 257L82 258V262H81V264H153V261H154V259L156 258V254H155V250H154V249L151 250V248H150V249H146V248H145V249L140 250L139 253L129 254L128 256H125V259H122L119 263H114V261H113L112 259H109L108 256L106 255V253H104V251H103V252H102ZM117 251H118V250H117ZM169 251H170V250H169ZM175 251H176V250H175ZM177 251H179V250H177ZM197 251H198V250H197ZM197 251H196V252H197ZM91 252H92V249H91ZM130 252L132 253V251H130ZM156 252H157V251H156ZM165 252H166V251H165ZM173 252H174V251H173ZM173 252H171V253H173ZM199 252H200V251H199ZM250 252H251V251H250ZM256 252H257V251H256ZM79 253H81V252H79ZM86 253H87V252H86ZM88 253H89V251H88ZM108 253H109V252H108ZM160 253L163 254L162 252H160ZM185 253H186V252H185ZM231 253H234V252H231ZM244 253H245V252H244ZM257 253H258V252H257ZM111 254H112V253H111ZM179 254H180V253H179ZM239 254H240V252H239ZM241 254H242V253H241ZM252 254H253V253H252ZM84 255H85V254H84ZM165 255H166V254H165ZM172 255H173V254H172ZM191 255H192V254H191ZM203 255H204V254H203ZM244 255H245V254H244ZM256 255H257V254H256ZM263 255H264V254H263ZM81 256H82V255H81ZM159 256H160V255H159ZM211 256H212V255H211ZM76 257H77V256H76ZM82 257H83V256H82ZM204 257H206V256H204ZM204 257H203V258H204ZM226 257H227V256H226ZM239 257H240V256H239ZM241 257H243V256L241 255ZM252 257H253V256H252ZM78 258H79V257H78ZM157 258H158V257H157ZM203 258H202V259H203ZM207 258H208V257H207ZM262 258H263V257H262ZM55 259H56V258H55ZM115 259H116V258H115ZM158 259H159V258H158ZM260 259H261V258H260ZM166 260H167V259H166ZM199 260L201 261V262H200V264H201V263H202L201 258H199ZM205 260H207V259L205 258ZM257 260H258V259H257ZM117 261H118V260H117ZM170 261H171V260H170ZM203 261H204V260H203ZM233 261H234V260H233ZM239 261H240V260H239ZM258 261H259V260H258ZM58 262H59V261H58ZM67 262H68V261H67ZM73 262H75V261H72V262H70V263H73ZM168 262H169V261H168ZM177 262H178V261H177ZM198 262H199V261H198ZM204 262H205V261H204ZM217 262H219V261H217ZM221 262H222V261H221ZM175 263H176V262H174V264H175ZM184 263H185V262H184ZM190 263H191V262H190ZM205 263H207V262H205ZM208 263H209V262H208ZM213 263H214V262H213ZM225 263H226V262H225ZM255 263H256V262H255ZM23 264H24V263H23ZM48 264H49V263H48ZM53 264H54V263H53ZM55 264H56V262H55ZM161 264H162V263H161ZM210 264H211V263H210ZM218 264H219V263H218ZM256 264H257V263H256ZM259 264H260V263H259Z\"/></svg>","mask_w":264,"mask_h":264}]
</instances>
